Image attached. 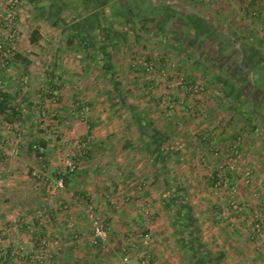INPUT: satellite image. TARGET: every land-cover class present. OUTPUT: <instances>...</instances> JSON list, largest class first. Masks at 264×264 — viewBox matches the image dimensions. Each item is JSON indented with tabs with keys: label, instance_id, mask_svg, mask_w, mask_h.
Instances as JSON below:
<instances>
[{
	"label": "crops",
	"instance_id": "obj_1",
	"mask_svg": "<svg viewBox=\"0 0 264 264\" xmlns=\"http://www.w3.org/2000/svg\"><path fill=\"white\" fill-rule=\"evenodd\" d=\"M204 1L22 0L20 38L0 70L2 90L27 113L28 123L40 85L61 87L62 95L48 122L56 132L50 136L48 129H33L27 151L0 165V264H33L29 253H37L42 237L61 245L47 264H141L135 258L122 262L128 243L149 252L146 264H195L180 248L163 208L167 170L153 159L154 150L141 144L138 110L153 126L149 136L159 131L170 151L173 142L179 149L174 173L203 242L213 252H224L221 264H264V102L258 109L246 98L243 104L217 100L212 81L173 43L168 26L171 10L184 9L201 20L206 10L213 16L231 13L243 21L229 26L236 28L235 46L242 40L249 45L246 54L237 48L238 60L254 56L255 73L264 75V7L256 0H212L209 6ZM138 59L154 61L155 90L174 96L189 94L176 72L187 80L203 77L205 115L186 119L177 107L174 116L165 117L154 92L145 90L148 83L129 69ZM79 104L90 111L82 114ZM34 140L45 146L42 158L30 151ZM236 141L244 161L253 162L248 182L241 170L224 167ZM215 147L219 152H213ZM68 160L75 162L74 169H67ZM32 170L41 173L40 179L30 176ZM60 176L63 185L56 187ZM222 179L233 186L232 199L216 185ZM88 204L104 217L109 231L104 244L92 242ZM144 231L150 232L145 241L140 238Z\"/></svg>",
	"mask_w": 264,
	"mask_h": 264
},
{
	"label": "rangeland",
	"instance_id": "obj_2",
	"mask_svg": "<svg viewBox=\"0 0 264 264\" xmlns=\"http://www.w3.org/2000/svg\"><path fill=\"white\" fill-rule=\"evenodd\" d=\"M211 1L212 0H205L204 2H206V6L207 5L209 6L210 4H213L211 3ZM181 10L182 12L179 14H175L172 10L169 11L170 16L168 14L169 17L168 26H170L169 28H171V26L173 27V30H171L170 32V34L171 33L172 34L169 35L172 38L173 43L182 46L183 51H185V55L188 56L191 59V61H194V63H198L199 67L203 68L204 72L207 74L208 77L209 75H213L215 81L211 80L212 86H210V89L215 88L217 90V93L220 94L217 100L221 99L224 102L225 101L235 102L238 101L237 99L239 97L240 98L244 97V100L246 98L249 105L253 104L254 107L259 109L261 105V101L264 102V75L258 72L255 73L254 69L256 65L254 61L255 60L254 56L251 60H249L248 59L249 57L247 56L242 57L240 61L238 60V56L240 52L237 51V48L238 49L240 48L241 51L246 54L249 45H245L242 40V43L237 44L236 47L235 46L236 44H234L232 39L235 38L234 31H236L235 30L236 28H234L233 30V28L229 27L230 23L240 26L241 24H243V21L239 19H235V17H233L231 13L227 11L225 13L223 12L217 13L218 16L217 15L213 16L211 12H208L206 10L205 12H203V16L206 19L201 20V19H195L196 18V17L194 18L195 14H192V12H186L184 9ZM197 13L202 15L200 12ZM187 17L188 18L190 17L191 20H188ZM160 22H162V20L157 21L155 24H161ZM242 30L244 32V29ZM225 34H227V37L230 38H224ZM243 34H241V36ZM179 40H181L183 44L178 43ZM129 69L132 70V67L130 66ZM262 72L264 71L262 70ZM199 78L204 80L203 77H199ZM139 83L140 82L137 81L136 79V84ZM204 83L206 89L207 85L205 80ZM0 89L2 90L1 81H0ZM237 91L240 92L238 95H237ZM12 100L13 99L11 98V102ZM59 102L60 99L58 103H52V101L48 99L45 100V102L43 103L42 102L34 103L33 105L34 107H32L34 117L30 121L32 123H28L26 122V119H24L27 113L26 114L21 113L20 118L18 120L11 121L17 124L18 127L17 131H19V136L17 137V145L19 146V153L17 155V158L12 159L11 161H16V159L18 160V158L21 156V152L27 151V146H28L27 144L28 142H30L29 136L35 134L34 132H32L33 129L40 132L43 130L46 131V129H48L49 130L48 132H51L50 136H52L53 132L54 133L56 132L51 130L50 127L51 123L48 122L49 119L54 117V109L58 106ZM239 103L243 104V102H239ZM84 106L85 105H83V107ZM89 111L90 110L88 108V112ZM47 114H49L48 118H47ZM186 119H192V118H186ZM39 122L43 123V127L39 126ZM28 128L29 131L27 130ZM114 132L115 131L111 133ZM4 133H5L4 135L0 134V152H3V150H9L10 142L7 141L12 139L14 135L13 133L9 134V132H4ZM112 139L113 138H111L110 141H112ZM33 143L38 144L36 140H34ZM173 144H174L173 148L178 149L176 143L173 142ZM65 148H68L67 144ZM30 151L36 152L33 145ZM10 162L6 164H10ZM252 163L249 161H244V158L240 156L238 158L235 170H241L243 172L242 173L243 178H246V176L247 177L249 176V172L251 168L249 166L252 165ZM226 164L227 163L224 164V167H226ZM245 164H247L246 167ZM0 165L3 166L4 163L0 162ZM29 168H30L29 170H31V167ZM246 172L248 174H246ZM30 176L33 178L31 174ZM224 194H226V191L224 192ZM225 196L228 197L227 194ZM29 254H34V252H31Z\"/></svg>",
	"mask_w": 264,
	"mask_h": 264
},
{
	"label": "built area",
	"instance_id": "obj_3",
	"mask_svg": "<svg viewBox=\"0 0 264 264\" xmlns=\"http://www.w3.org/2000/svg\"><path fill=\"white\" fill-rule=\"evenodd\" d=\"M256 1H258L261 6L264 7V0ZM21 3L22 0L0 1V70L5 68L9 63L10 58L15 53V44L20 38L18 9L20 8ZM245 8H247V2L243 6H241V11H245ZM252 14L257 16V11L254 10ZM138 65L142 66V70L138 69ZM131 67L134 72L135 70L137 71V73L134 74L139 78L140 82L144 84L148 83V85L145 87V90L149 92L151 90V92H154L153 97L165 117H172L177 107L181 109L182 116H185L187 118L196 119L201 118L205 115V111L201 102V96L205 91V83L203 79L196 78L187 80L183 73L176 72L175 78L177 79L178 84H180V87L183 90H188L189 94L187 95V97L185 95L174 96L164 91L155 90V84L153 83L154 79L152 77V71L154 70V61L152 59H138L132 62ZM36 95V97L38 98L37 102L43 103L44 100L49 99L52 101V103H58L62 95V90L61 87L53 90H48L45 85L42 84L40 85ZM198 105H201L202 107ZM87 111L88 107L82 106L81 113L83 114ZM39 126L43 127V123L39 122ZM17 129L18 127L15 122L7 121L3 116L0 117V134L3 133L2 130H5V132H9V134H14L13 138L7 141L10 142L9 150H3V152H0L1 163H9L12 159L17 158V155L19 153V146L17 145V137L19 136V131H17ZM238 143L239 142L236 141L231 144V153L229 157H227L226 161L227 169L232 171L235 170L238 158L241 156V151L238 147ZM33 147L35 148L39 158H42L45 151V146L41 144H34ZM213 152H219V149L215 147L213 148ZM65 166L67 167V169L72 170L75 167V162L68 160L65 163ZM31 175L35 179H40L41 177V173L37 170H32ZM245 181L248 182L249 177L246 178ZM55 185L56 187H61L63 185V178L61 176L56 179ZM216 185L218 187H223L229 198L233 196V186L231 184L228 185L225 179L218 180ZM86 213L90 223L92 242L94 244L106 243L109 237V231L104 217L97 213V210L92 204H88ZM39 214H41V212H37V215ZM149 237V231L140 233V238L144 241L149 239ZM60 247L61 245L58 240H52L47 237H42L38 240L37 253L30 255L29 261L33 264H47L50 259L54 258V256L58 254ZM130 258H135L141 264H146L150 259V254L145 249L138 248V246L133 243H128L126 246V251L122 256V262L126 263L130 260Z\"/></svg>",
	"mask_w": 264,
	"mask_h": 264
},
{
	"label": "trees",
	"instance_id": "obj_4",
	"mask_svg": "<svg viewBox=\"0 0 264 264\" xmlns=\"http://www.w3.org/2000/svg\"><path fill=\"white\" fill-rule=\"evenodd\" d=\"M29 1L36 2L38 0ZM209 79L215 81L213 75H209ZM239 93L240 92L237 91V95ZM237 100L238 101H235V103L243 102L244 97H239ZM0 113L7 121L18 120L21 114L20 108L10 103L9 94L1 89ZM135 117L137 118V126L141 129L142 146H150L155 152L153 153V159L156 163H162L163 170H167L165 174L167 183L163 208L165 209L166 216L172 228H174L176 240L180 244V248L186 255H190L189 260L194 261L195 264H221L225 256L224 252H213L209 246L203 242L200 230L193 216L192 206L188 198H185L184 187L180 185L177 175L174 173V167L179 162L178 149L172 148L173 150L170 151L167 136L159 131H157L154 136H149L148 129H151L153 126L145 117L143 110L136 111ZM143 126H145L146 130H143ZM38 144L44 145L41 142H38ZM167 147L169 150L165 152Z\"/></svg>",
	"mask_w": 264,
	"mask_h": 264
}]
</instances>
